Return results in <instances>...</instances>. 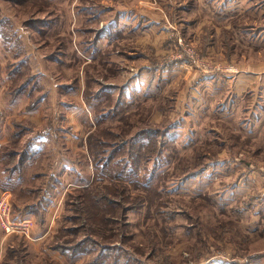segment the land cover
Segmentation results:
<instances>
[{
	"label": "rangeland",
	"instance_id": "1",
	"mask_svg": "<svg viewBox=\"0 0 264 264\" xmlns=\"http://www.w3.org/2000/svg\"><path fill=\"white\" fill-rule=\"evenodd\" d=\"M263 3L254 1L255 8ZM245 6L253 4L247 0ZM258 11L261 19L238 17L222 24L219 35L207 25L203 29L211 30L208 35L202 31L186 37L181 31L177 46L192 69L183 72L164 64L172 52L143 69L146 78H153L152 96L145 99L144 92L128 100L110 121L97 123L87 137L85 154L79 152L86 156L74 159L86 177L92 164L99 167L96 184L68 193L58 213L60 224L51 229L48 237H53L45 247L33 244L31 231L29 236L9 235L6 244L13 248L5 260L12 264L261 262L247 257L264 247V38L259 37L264 14ZM71 13L72 4L54 0H0V27L23 33L25 43L48 60L50 82H61L62 75L75 79L81 70L71 61V55L76 56L72 29L77 31ZM78 25L90 27L84 20ZM249 33L259 38L248 39ZM179 38L190 45L186 50ZM216 40L221 48L204 53ZM61 48L69 51V57H60ZM18 66L12 64L11 71L22 76L25 70ZM90 70L93 79L105 80L103 68ZM6 72L0 67V80ZM129 72L128 67L126 76ZM26 79L23 75L19 83ZM92 85L88 81L85 95H95ZM3 87L0 81V97ZM112 159H118L110 166L116 176L104 172ZM59 246L80 250L74 256L51 250Z\"/></svg>",
	"mask_w": 264,
	"mask_h": 264
},
{
	"label": "crops",
	"instance_id": "2",
	"mask_svg": "<svg viewBox=\"0 0 264 264\" xmlns=\"http://www.w3.org/2000/svg\"><path fill=\"white\" fill-rule=\"evenodd\" d=\"M54 1L60 5L72 4L71 15L77 31L72 29L76 56L71 55V61L81 65L75 79L62 75L61 82L58 79L50 82L52 78H48L46 71L48 60H43L25 43L23 33L0 27V67L7 71L5 79L0 80L5 92L0 97V194L11 192L14 218L31 221L33 237L30 239L36 246L44 243V247L53 237H48L51 229L60 224L58 213L65 197L76 189L90 187L98 175V168L92 164L94 168L86 177L74 161L86 156L80 154H85L84 149L89 147L87 137L91 131L97 123L119 115L130 101L144 92L145 99L152 96L149 90L153 87V78H146L143 69L153 67L156 58L170 52L171 58H162L166 61L164 64L170 63L169 66L183 72L192 69L177 46L181 31L186 37L202 31V35H208L211 30L203 29L207 25L219 35L222 24L243 16L254 18L260 13L258 9L264 14V3L255 8L256 0H249L253 4L251 8L245 6L247 0ZM83 20L90 27L79 26ZM40 26L39 31H43ZM259 34L263 39L264 31ZM247 36L259 38L254 33ZM221 45L216 40L203 51L211 53ZM6 51L10 52L7 57ZM67 56L69 51L61 48L60 57ZM16 62L25 70L21 73L28 81L19 83L22 76L11 71V65ZM92 66L105 70L104 81L93 79ZM128 67L131 72L126 76ZM88 81L94 84L92 88L96 86L95 95H85ZM182 92L186 97L185 90ZM80 178H85L86 183L80 184ZM8 236L0 227V264H12L5 260L13 248L6 244ZM51 250L61 255L72 254L55 247ZM247 257L249 261L260 259L258 264H264V247Z\"/></svg>",
	"mask_w": 264,
	"mask_h": 264
},
{
	"label": "built area",
	"instance_id": "3",
	"mask_svg": "<svg viewBox=\"0 0 264 264\" xmlns=\"http://www.w3.org/2000/svg\"><path fill=\"white\" fill-rule=\"evenodd\" d=\"M188 43L179 38V45L186 50ZM32 223L29 220H20L14 218V203L10 191H3L0 194V227L5 235L25 234L29 236Z\"/></svg>",
	"mask_w": 264,
	"mask_h": 264
},
{
	"label": "trees",
	"instance_id": "4",
	"mask_svg": "<svg viewBox=\"0 0 264 264\" xmlns=\"http://www.w3.org/2000/svg\"><path fill=\"white\" fill-rule=\"evenodd\" d=\"M112 161H113V159H112ZM107 162H110V159H108L107 160ZM113 163H114V161L113 162H111V163H108L107 165H106V168L107 169H105V171L104 172H106V173H108L110 176H116L114 173H113V168H111L110 166H112L113 165ZM96 165H98V164H96ZM99 166V165H98ZM113 167V166H112ZM95 168H96V166H95ZM98 168V171L96 170V173H98L99 174V167H97ZM97 176L98 175H96V179L92 182V184L91 185H94V184H96V182H97ZM83 188H89V187H83ZM31 210V209H30ZM31 212H34V211H31ZM35 213H38L39 214V210H36L35 211ZM55 248H57V249H60V250H62L64 253L65 252H70V253H72V254H75V253H77L78 252V250H80V249H78L77 251L75 250V249H72V248H70V249H68L67 247H55ZM96 260H98V258L96 259Z\"/></svg>",
	"mask_w": 264,
	"mask_h": 264
},
{
	"label": "bare ground",
	"instance_id": "5",
	"mask_svg": "<svg viewBox=\"0 0 264 264\" xmlns=\"http://www.w3.org/2000/svg\"><path fill=\"white\" fill-rule=\"evenodd\" d=\"M175 29V28H174ZM216 66V65H215Z\"/></svg>",
	"mask_w": 264,
	"mask_h": 264
}]
</instances>
